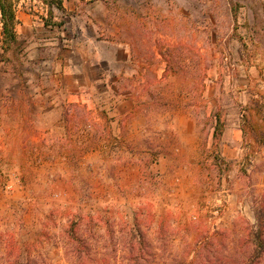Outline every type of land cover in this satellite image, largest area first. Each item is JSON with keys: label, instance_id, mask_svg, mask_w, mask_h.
I'll use <instances>...</instances> for the list:
<instances>
[{"label": "rangeland", "instance_id": "rangeland-1", "mask_svg": "<svg viewBox=\"0 0 264 264\" xmlns=\"http://www.w3.org/2000/svg\"><path fill=\"white\" fill-rule=\"evenodd\" d=\"M4 1L17 25L37 26L20 36L15 30V42L6 45L0 20V100L18 86V76L24 86L34 85L28 79L46 70L36 57L54 55L52 43L74 38L80 22L90 21L100 23L107 39L131 44L156 88L137 161L110 154L105 167L37 155L26 167L32 176L34 165L45 164L44 183L29 190L19 168L4 167L0 157V264L26 254L29 264H132L129 249L139 241L156 254L152 264H187L202 253L201 243L230 232L234 222L255 225L264 194V159L255 154L264 141V0ZM1 108L0 102V114ZM183 118L196 122L201 149L186 160L175 153L162 170L161 150L150 149L162 142L174 149ZM238 122L252 153L225 162L222 132ZM75 240L90 255L82 249L77 258Z\"/></svg>", "mask_w": 264, "mask_h": 264}, {"label": "crops", "instance_id": "crops-1", "mask_svg": "<svg viewBox=\"0 0 264 264\" xmlns=\"http://www.w3.org/2000/svg\"><path fill=\"white\" fill-rule=\"evenodd\" d=\"M99 24L80 22L74 38L52 43L50 52L54 55L36 57L38 65L46 66V70L28 79L34 85L24 86L18 76V86L9 87L0 100V157L4 167L19 168L26 189H40L44 183L45 164L34 165L32 176L26 167L37 155L92 160L101 165L104 162L106 167L110 154L137 161L139 152L145 149L141 133L151 121L147 112L156 86L146 79L147 62L134 54L131 44L107 39ZM36 26L34 22L19 23L15 30L20 36ZM181 121L184 124L174 149L165 142L150 149L161 150L158 157L162 170L173 163L175 153L179 152L175 156L178 160H186L201 149L196 122L190 118ZM244 127L238 122L234 128L228 124L223 130L220 156L225 162L252 153L253 142L243 138ZM85 128L91 129L89 135L82 134ZM210 131L206 148L213 142L214 128ZM255 154L264 159V141ZM37 179L41 181L35 183ZM100 195L96 200L99 204L103 202Z\"/></svg>", "mask_w": 264, "mask_h": 264}, {"label": "trees", "instance_id": "trees-1", "mask_svg": "<svg viewBox=\"0 0 264 264\" xmlns=\"http://www.w3.org/2000/svg\"><path fill=\"white\" fill-rule=\"evenodd\" d=\"M57 6L58 10L63 11L60 2L57 3ZM0 16L2 42L9 45L16 40L17 19L12 5L4 0H0ZM254 219V226L238 220L230 227V232L217 233L201 243L198 251H202V253L197 254L198 256L187 264H226L228 260L232 261L231 264H264V194L260 208L255 210ZM72 244L76 246L72 253L77 258H82V249L85 250L86 256L90 255L91 249L81 240H75ZM79 244H83V246L79 247L81 246ZM241 248L244 249L240 250ZM129 250L128 254L132 264H152L153 259L157 257L156 254L152 253V250L146 249L141 241L137 245H132ZM4 256L6 259L9 255L4 254ZM11 264H29L28 254L21 256V261H15Z\"/></svg>", "mask_w": 264, "mask_h": 264}, {"label": "built area", "instance_id": "built-area-1", "mask_svg": "<svg viewBox=\"0 0 264 264\" xmlns=\"http://www.w3.org/2000/svg\"><path fill=\"white\" fill-rule=\"evenodd\" d=\"M153 166L155 167L156 164H154ZM153 172H157V171L155 170V168L153 169ZM171 192H173V190H172ZM218 208H219V207H218ZM218 208L214 209L213 212H212V214H213L214 217H219L220 209H218ZM214 226H215V227H212V229H213V228H218L217 225H214ZM216 230H217V229H216Z\"/></svg>", "mask_w": 264, "mask_h": 264}]
</instances>
